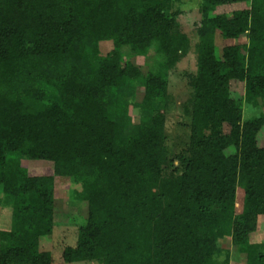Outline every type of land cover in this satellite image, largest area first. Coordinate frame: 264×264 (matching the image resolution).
<instances>
[{"label":"trees","instance_id":"16d2710c","mask_svg":"<svg viewBox=\"0 0 264 264\" xmlns=\"http://www.w3.org/2000/svg\"><path fill=\"white\" fill-rule=\"evenodd\" d=\"M182 2L0 0V264H52L56 177L86 203L64 263L229 264V237L245 264H264L250 240L264 215V0H200L188 141L170 157L168 73L190 47ZM153 45L143 71L132 59ZM23 159L53 173L30 175Z\"/></svg>","mask_w":264,"mask_h":264},{"label":"rangeland","instance_id":"374dc122","mask_svg":"<svg viewBox=\"0 0 264 264\" xmlns=\"http://www.w3.org/2000/svg\"><path fill=\"white\" fill-rule=\"evenodd\" d=\"M199 2L200 0H183L182 4H180V11L177 17L180 30L189 38L190 47L187 54L181 57L168 73L167 92L170 97V108L167 113L165 129L167 133L166 144L170 152V157H174L176 154L181 153L188 141L189 117L184 109L188 108L192 95V88L189 84L190 76L194 75L196 72L195 44L198 41L196 27L201 19ZM226 43L227 41H222L218 44V47L220 48ZM154 47L153 45L150 50V55L147 56L146 60L143 58L132 59L142 67L143 71H146L152 61V51ZM110 48V42L102 44L100 47L101 53L107 52ZM242 93L243 84L240 82H233L231 84V95L238 98L242 96ZM252 113V108L247 106L243 108V118H248ZM133 118L137 121L138 110L133 111ZM263 134L264 126L260 132L259 140ZM22 161L30 175H49L53 173V164L51 161L42 159H23ZM174 163L175 166L179 164L177 160H175ZM170 170L173 169L170 168ZM72 188L73 186L67 178L56 177L54 189L55 226L52 236L45 238L42 247L50 249L53 258L52 264H99L97 260L64 263L61 259L62 246L74 243L76 240V224L79 223L86 214L85 202L77 200L70 201L72 200ZM9 219V209L0 206V228L5 227L2 226L4 224L7 226L10 225ZM257 226V230L250 235V240L255 243H264V215L258 217ZM219 245L223 250V255L219 257V261L228 253L230 258L229 264H245V255L236 250L229 237L221 239Z\"/></svg>","mask_w":264,"mask_h":264}]
</instances>
